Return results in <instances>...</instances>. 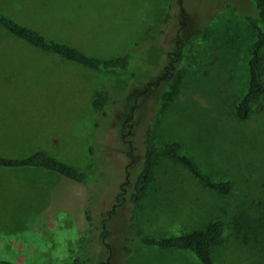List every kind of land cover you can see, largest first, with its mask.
<instances>
[{
    "label": "rangeland",
    "instance_id": "rangeland-1",
    "mask_svg": "<svg viewBox=\"0 0 264 264\" xmlns=\"http://www.w3.org/2000/svg\"><path fill=\"white\" fill-rule=\"evenodd\" d=\"M167 1L172 9L152 17L146 8L154 0H0V11L14 21L85 54H130L125 72L93 71L0 27V156L41 149L88 174L79 183L44 169L0 168V258L200 264L183 250L132 241L122 253L119 244L130 223L140 236L166 237L219 218L224 229L212 246L215 264H264V96L247 119L233 115L255 38L241 13L253 15L254 8L246 0H183L182 23L176 0ZM193 33L191 50L169 73L173 39ZM262 58L264 85V52ZM99 89L110 93L105 116L90 105ZM145 126L156 144L177 141L202 174L229 180L231 191H212L157 154L133 213L127 200L113 208L140 167ZM103 218L106 245L99 237Z\"/></svg>",
    "mask_w": 264,
    "mask_h": 264
},
{
    "label": "trees",
    "instance_id": "trees-1",
    "mask_svg": "<svg viewBox=\"0 0 264 264\" xmlns=\"http://www.w3.org/2000/svg\"><path fill=\"white\" fill-rule=\"evenodd\" d=\"M246 1L254 8V14L241 13V15L254 29L255 38L251 45L247 61L248 78L246 90L234 106L233 110V115L238 120L247 119L251 113V105L264 96V85L261 81L262 55L264 52V0ZM182 3L183 0H176L175 2V4L178 5L182 23H184L185 15L180 11ZM175 4L174 6L176 7ZM232 5L233 2L226 3L225 7ZM232 8L236 11L234 7ZM0 27L10 35L40 51L55 54L67 61H71L90 70L102 72H125L130 63L129 53L111 57L88 55L67 43L45 37L37 30L14 21L1 11ZM197 37L198 33H193L183 38L174 37L175 39H173V43H175V50L170 56L174 60L168 62V66L166 64V68L170 70L169 73H171L170 68H173L176 62L180 61L189 53ZM109 102V91L107 89H99L93 93L90 105L94 112L101 116H105V107ZM151 135L150 126H145L140 137V167L137 174L130 182L128 189H126L127 196H123V190L115 195L114 204L112 205L113 208L127 200L131 206V213H133L135 204L138 202L149 183L153 162L157 154L179 164L204 187L222 195H226L231 191V182L229 180L213 181L206 175L202 174L189 156L180 153V144L177 141L156 144ZM127 156L130 158L131 155L129 152L127 153ZM28 167L41 168L74 182L86 183L88 180V174L86 172L78 170L41 149H37L23 157L0 156V168ZM112 210L113 209H111V211ZM85 219L89 221L87 210L85 212ZM105 221L106 218H103L101 222L102 226L99 229V237L106 245L109 232L104 227L103 223ZM223 229V221L219 218H214L205 222L202 227L186 233L166 237H147L134 233L135 230L133 223H130V234L129 236L124 237V243L119 244V250L122 251V253H129L131 242L137 241L138 244L154 246L160 249L187 251L192 253L200 264H215L212 258V246L219 240ZM0 264L16 263L0 258ZM67 264H89V259L74 256ZM92 264L103 263L100 261H94Z\"/></svg>",
    "mask_w": 264,
    "mask_h": 264
},
{
    "label": "crops",
    "instance_id": "crops-1",
    "mask_svg": "<svg viewBox=\"0 0 264 264\" xmlns=\"http://www.w3.org/2000/svg\"><path fill=\"white\" fill-rule=\"evenodd\" d=\"M164 1L165 0H154V3H150L147 6V8H146L148 10V15L154 17L155 15L162 14L161 10L164 9L165 7H166V10H167L171 5L169 6L168 1H167L166 5H165ZM171 9H172V6L170 7L169 10H171ZM146 28H147V25H145V29ZM84 68H86V67H84ZM86 69H88V68H86ZM93 71H95V70H93ZM36 169H41V168H36ZM181 183H183V181H181Z\"/></svg>",
    "mask_w": 264,
    "mask_h": 264
}]
</instances>
